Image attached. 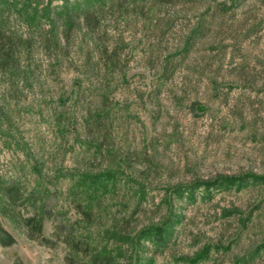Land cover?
I'll return each mask as SVG.
<instances>
[{"label": "rangeland", "instance_id": "1", "mask_svg": "<svg viewBox=\"0 0 264 264\" xmlns=\"http://www.w3.org/2000/svg\"><path fill=\"white\" fill-rule=\"evenodd\" d=\"M184 2L164 4L158 27L130 25L120 28L122 36L104 38L109 45L125 41L129 71L111 106L74 66L41 79L43 88L33 93L8 95L12 119L4 126L13 127L15 138L8 147L0 134V175L10 181L25 166L28 188L39 193L44 231L32 239L23 218L2 214L0 196V264H68L74 255L54 236L67 230L121 255L117 264H188L205 246L212 250L198 264H264V184L239 179L264 176V65L252 62H264V30L240 45L235 61L222 57L216 72L220 59L210 50V32L182 55L181 41L202 13L201 3ZM253 3L259 12L264 0ZM242 55L249 70L237 77ZM165 56L171 69L162 77ZM74 89L80 95L69 104L74 111L109 107V118L97 123L79 116L72 133L62 136L54 126L58 97ZM5 95L0 86V104ZM223 177L236 181L220 186ZM78 205L93 212L94 222ZM166 221L173 227L163 245L140 240L144 230Z\"/></svg>", "mask_w": 264, "mask_h": 264}, {"label": "trees", "instance_id": "2", "mask_svg": "<svg viewBox=\"0 0 264 264\" xmlns=\"http://www.w3.org/2000/svg\"><path fill=\"white\" fill-rule=\"evenodd\" d=\"M177 1L195 5L201 3L202 7L201 15L181 41L182 55H189L198 40L205 38L210 32L215 37L210 43V50L220 59L216 60V72L223 68L222 57L230 55L232 62L235 61L240 45L250 40L253 35L259 36L264 30V19L260 15L263 14L261 12L264 5L259 7L261 9L258 12L253 0H0V86L6 92L4 100L1 101L3 103L0 104V134L1 137L6 135L5 144L9 147L15 138L13 127L9 124L4 126L6 120L11 123L12 119L10 109H6L8 95L18 92L33 93L43 88L39 83L41 79L49 80L51 75L58 72L71 71L72 66L78 74H83L86 81L88 79L87 88L96 91L104 105L111 106V102L116 100L113 97L118 92V85L128 83L129 71L128 62L122 59L126 48L121 44L125 41L120 42L117 39L114 45H109L104 38L110 36L112 40L113 34L120 37V28L130 25L142 29L158 27L160 16L157 14L162 13L161 7ZM220 39L229 45L224 46ZM229 47L235 52L227 53ZM242 56L241 63L235 69L237 77H242L249 70L248 57ZM208 57L211 58L212 55ZM252 62L264 65L259 60ZM170 69V58L165 56L159 66L161 76L165 77ZM92 77L97 79V87H91L95 84ZM212 81V88L217 89L216 81ZM62 92L57 102L58 106H62L61 112L54 116V126L60 131V135L72 133L79 116L97 123L109 118V107H97L81 113L74 111V107L71 108L69 104L73 100L77 101L78 89ZM107 175L109 174L95 178L99 182ZM248 177L255 180V183L264 184V176L246 175L239 179L245 180ZM222 179L223 183L219 181V185L224 187L236 181L227 177ZM201 187H207V184ZM181 191L182 189H175L177 193ZM38 195L37 190L28 188L25 166L18 169L10 181L0 175V196L5 204L2 214L14 222H20L19 218H23V224L30 230L32 239L41 238L44 231V213L36 203ZM18 205L28 211V218L16 212ZM77 208L84 219L94 222L93 212L84 211L79 205ZM229 214L230 212L226 213V217ZM168 222L147 228L142 232L140 240L151 239L157 246L163 245L171 238L170 227H173V223H180L181 219H176L172 224ZM2 232L0 229V233ZM54 236L74 255L67 257L68 264H117L121 257L117 253V258L113 250H99L88 239L77 237L70 230L65 235L56 231ZM211 250V246H205L199 254L186 262L198 264L210 255ZM151 262L146 260L144 263Z\"/></svg>", "mask_w": 264, "mask_h": 264}]
</instances>
